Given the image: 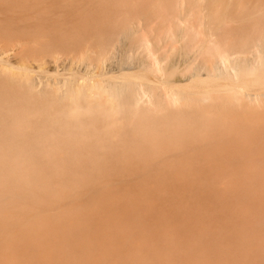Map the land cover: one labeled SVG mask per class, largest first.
I'll use <instances>...</instances> for the list:
<instances>
[{
	"label": "bare ground",
	"instance_id": "obj_1",
	"mask_svg": "<svg viewBox=\"0 0 264 264\" xmlns=\"http://www.w3.org/2000/svg\"><path fill=\"white\" fill-rule=\"evenodd\" d=\"M254 1L220 0L203 31L173 20L155 48L130 26L140 60L115 71L128 24L107 15L34 52L12 18L38 5L0 0V264H264V0ZM86 40L93 67L62 76L61 52Z\"/></svg>",
	"mask_w": 264,
	"mask_h": 264
},
{
	"label": "rangeland",
	"instance_id": "obj_2",
	"mask_svg": "<svg viewBox=\"0 0 264 264\" xmlns=\"http://www.w3.org/2000/svg\"><path fill=\"white\" fill-rule=\"evenodd\" d=\"M34 1L35 4H37L38 6H36L35 9L31 11V13L29 14L30 15L29 19L25 17L22 20H20L21 18L20 19L12 18L14 23L11 22L12 25H14L13 28L16 30L17 38L22 36V38L24 39H21V41H24L26 43L25 45L28 47H34L36 49L34 52H37L39 45H44L46 42H49L52 39V37L55 36L63 37L68 34L74 35L76 30L79 29L81 26H84L86 23L88 25L90 24L93 26L95 25L97 20L102 19L101 17L105 18L107 17V15L108 16L110 15L109 17H111L114 21L116 20V22L120 26H124L128 24V32L130 33H128L127 37L122 36L119 38V40L115 41V44L113 46L114 50L110 56L111 58H109V62L112 63L113 66L112 68H114L115 71L118 69L130 67L140 60V53H135L134 50L132 51L130 47V43L133 39V37L131 36V32L134 29L142 31L139 34L136 33L137 37L140 36L142 37L146 33L147 34L146 36L151 41V45H153L152 48H155L156 38L163 36L164 33H166L169 30V24L173 20L181 22L183 26H186L187 24L188 25L195 24V28L198 31H203V28L205 30L203 24L208 23L210 22V20H212L210 14L211 10L213 8L216 9L218 8L217 9L218 13H221L224 10L223 2H220V0L218 1L206 0L207 3L205 2V0H34ZM212 1L213 4H211ZM225 1L226 0H224V2ZM227 1L230 3V8H229L230 10L235 9L236 7L238 8L237 4L239 0H227ZM242 1L246 6L248 5L250 6L251 4L256 3V1L254 0H242ZM191 2H194V4ZM4 5H5L4 3L0 2V7H3ZM193 5L195 6L193 7ZM79 12H80V16H77ZM73 13H75V15H73ZM227 19L228 22L223 23V26H225V28H231L233 26L238 25L236 20L232 21L229 20V18ZM197 20L199 21L197 22ZM130 26L133 27V30L131 31H129ZM175 28L174 31H176ZM25 33L26 34L32 33L33 35L35 33V38L26 37L27 35ZM41 35L43 37H41ZM213 37L217 38L215 36ZM92 45L93 44L91 43V41L86 40L83 47L79 46L73 49V51L70 53H67L63 50L64 53L61 52V56H62L61 59H63L67 64L64 65L65 69L61 70V75L67 76L68 74L67 75L65 74L70 71L69 70L70 67H74L78 69L79 72H82L81 70L83 68L89 65L91 66V64L94 63V56H93L94 52L93 51L91 52V50L87 49V47H90ZM13 52L14 51L11 50L9 51V54H12ZM83 53L85 54L84 56L82 55ZM37 54L39 57L42 56L46 58V60L47 59L49 61L54 60L53 57H51L48 54V52L40 50V53ZM77 58L78 60L75 61L74 59ZM73 60L75 61V63H73ZM32 65L35 66L36 69H38L37 66L39 65V62L33 60ZM49 65L50 63L48 62L44 64L46 68H48ZM91 67H93V65ZM62 72H64L63 73L64 75L62 74ZM234 159L236 158H232L233 160L232 162L231 158L228 157V160L226 161L227 163H234L236 162ZM178 161L180 162V159H178V157L172 160V162L174 163L175 162L179 163ZM204 163L205 161L203 163L201 161L200 165ZM216 163L220 164L221 161H217ZM206 183H209V181H206ZM187 185L189 184L187 183ZM177 187H178L177 190L181 188V186L179 185ZM213 192L225 194L224 184L217 185V187L214 189ZM161 195H162L161 200H159L158 197V200L156 201H158L160 204H163L167 202L164 199H166V196L168 194L162 193ZM184 197H185L184 194L180 193V195H178L175 198L176 202L183 201Z\"/></svg>",
	"mask_w": 264,
	"mask_h": 264
}]
</instances>
